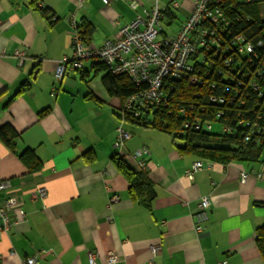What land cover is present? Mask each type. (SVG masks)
Wrapping results in <instances>:
<instances>
[{"label":"crops","instance_id":"obj_1","mask_svg":"<svg viewBox=\"0 0 264 264\" xmlns=\"http://www.w3.org/2000/svg\"><path fill=\"white\" fill-rule=\"evenodd\" d=\"M152 6L150 0H0V129L17 133L12 147L0 139V184H7L0 206L12 195L22 203L0 235V264L32 257L37 264H264L256 238L264 224V163L205 160L191 180L197 159L180 151L175 139L181 138L124 116L98 58L62 80L54 77L57 63L74 56L71 21L94 49ZM193 6V0H159L158 40L175 36ZM121 126L131 134L124 153L149 151L141 159L157 193L150 209L133 199L113 163L121 154ZM27 151L39 170L21 159ZM203 197L210 210L198 231Z\"/></svg>","mask_w":264,"mask_h":264},{"label":"trees","instance_id":"obj_2","mask_svg":"<svg viewBox=\"0 0 264 264\" xmlns=\"http://www.w3.org/2000/svg\"><path fill=\"white\" fill-rule=\"evenodd\" d=\"M263 3L264 0H211V6L223 14L219 25L210 27L217 33L219 47L213 44L211 49L201 48L192 60L193 71L182 79H167L164 102L153 109L137 108L142 113L134 120L181 138L180 151L197 161L264 163ZM246 45L253 52L240 54ZM219 48L221 52L217 54ZM104 83L112 95L122 99L123 106L141 90L127 76L110 72ZM216 123L221 134L213 133ZM16 138L12 128L0 129V139L8 146L12 147ZM21 159L31 171L41 168L34 153L27 151ZM112 160L128 181L133 199L152 208L157 193L146 167L131 166L120 154H114ZM256 238L264 259V224L257 229Z\"/></svg>","mask_w":264,"mask_h":264},{"label":"built area","instance_id":"obj_3","mask_svg":"<svg viewBox=\"0 0 264 264\" xmlns=\"http://www.w3.org/2000/svg\"><path fill=\"white\" fill-rule=\"evenodd\" d=\"M82 4L84 0H79ZM105 4H111L116 0H102ZM153 6L145 13L138 14L129 24L120 26L112 39L107 40L99 48H91L87 45L84 37L79 32V26L71 21V28L75 31L72 40L74 56L72 60L64 58L57 63L54 77L57 81L62 80L69 69L83 68L84 60L98 58L113 75L127 76L141 90L130 96L123 106L124 116L129 115L138 119L142 113L139 107L153 109L164 102V82L167 79H182L192 72L194 65L192 60L200 52V49H211L218 41L214 28L218 26L222 12L211 6V0H193V9L180 28L178 33L170 38L158 40L162 30L164 13L159 7V0H150ZM136 8V4L132 5ZM209 24L205 26L204 24ZM262 45L263 42L258 43ZM221 52L219 48L218 53ZM253 52L246 45L239 50L240 54ZM17 56L22 60L23 53ZM194 81V80H193ZM55 95V93L53 94ZM123 120H125L123 118ZM211 126L208 127L210 129ZM228 131V129H226ZM119 136L116 147L120 155L128 161H136L140 168L146 167V162L141 158L149 153L146 147L135 151L133 154L124 153L125 142L131 138V134L121 126L118 129ZM248 141V140H247ZM206 162H194L191 171L187 173L189 179L194 178V173L205 168ZM247 174H242V180L246 181ZM7 189L6 183L0 184V192ZM41 196L46 195L45 188L40 189ZM114 201V200H113ZM21 199L12 195L4 200L0 206V235L7 232L13 225L12 211L21 207ZM199 211L195 215L196 229L202 231V224L208 219L210 199L203 197L199 203ZM160 246L153 247V253H158ZM25 264H37L35 257L28 258ZM225 264V263H223Z\"/></svg>","mask_w":264,"mask_h":264},{"label":"rangeland","instance_id":"obj_4","mask_svg":"<svg viewBox=\"0 0 264 264\" xmlns=\"http://www.w3.org/2000/svg\"><path fill=\"white\" fill-rule=\"evenodd\" d=\"M261 8H262V13H263V15H264V3H263V5H262ZM158 38H159V37H158ZM212 130H213V133H219V132H220V134L222 133V129H221L220 125H218L217 123L214 124V125L212 126ZM175 140H176L177 143H179V144L183 143L181 139H175ZM213 144L220 145V144H218V143H213Z\"/></svg>","mask_w":264,"mask_h":264}]
</instances>
